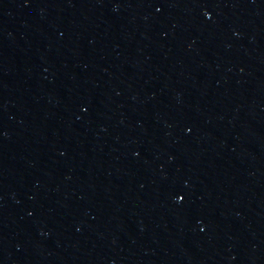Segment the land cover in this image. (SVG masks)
I'll return each instance as SVG.
<instances>
[{"label":"water","instance_id":"1","mask_svg":"<svg viewBox=\"0 0 264 264\" xmlns=\"http://www.w3.org/2000/svg\"><path fill=\"white\" fill-rule=\"evenodd\" d=\"M0 264H264V0H0Z\"/></svg>","mask_w":264,"mask_h":264}]
</instances>
